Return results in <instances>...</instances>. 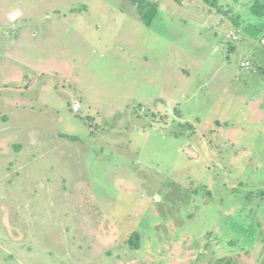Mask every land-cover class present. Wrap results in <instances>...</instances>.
<instances>
[{
	"label": "rangeland",
	"instance_id": "1",
	"mask_svg": "<svg viewBox=\"0 0 264 264\" xmlns=\"http://www.w3.org/2000/svg\"><path fill=\"white\" fill-rule=\"evenodd\" d=\"M137 2L0 0V264H264V16Z\"/></svg>",
	"mask_w": 264,
	"mask_h": 264
},
{
	"label": "trees",
	"instance_id": "2",
	"mask_svg": "<svg viewBox=\"0 0 264 264\" xmlns=\"http://www.w3.org/2000/svg\"><path fill=\"white\" fill-rule=\"evenodd\" d=\"M146 0H138L136 3V7L141 18L142 22L145 26H152L156 20L155 17L158 16V0H153V2H149L146 6L144 5ZM252 13L257 17L264 16V0H255L252 6ZM191 127L190 124H187ZM132 243V242H130Z\"/></svg>",
	"mask_w": 264,
	"mask_h": 264
},
{
	"label": "crops",
	"instance_id": "3",
	"mask_svg": "<svg viewBox=\"0 0 264 264\" xmlns=\"http://www.w3.org/2000/svg\"><path fill=\"white\" fill-rule=\"evenodd\" d=\"M34 21H35V19H33ZM33 21V22H34ZM25 22H27L26 23V25H22L23 26V28L25 29L26 28V26L27 25H31V18L28 16L27 18L25 17ZM7 33H3V35H6ZM8 38V35L5 37V39H7ZM163 94V93H162ZM161 94V95H162ZM164 95V94H163ZM156 101H159V102H166V109H169L170 110V106H172V105H170V102H179V100H177V99H175V98H171V99H164V97L163 98H160V99H158V100H156ZM168 107V108H167ZM171 112H172V110H170ZM182 120H183V118H182ZM197 132V131H196ZM198 133V132H197ZM211 139V138H210ZM211 144L212 143H210L209 144V146L211 147ZM184 148H188V146H186V147H184ZM206 148V147H205ZM207 148H208V145H207ZM183 152H184V149H183ZM188 152L190 153V152H192V153H194V155L196 156V157H194V158H197L198 156H197V152L195 151L194 152V149L193 150H190V147L188 148ZM190 156V155H189ZM191 158V157H190ZM194 158H191V159H194Z\"/></svg>",
	"mask_w": 264,
	"mask_h": 264
},
{
	"label": "built area",
	"instance_id": "4",
	"mask_svg": "<svg viewBox=\"0 0 264 264\" xmlns=\"http://www.w3.org/2000/svg\"><path fill=\"white\" fill-rule=\"evenodd\" d=\"M234 39H235L234 36H233V37H231V36L228 37V41H232V40H234ZM261 43H264V41H261ZM246 66H248V63H246ZM72 108H73V111H74V112H78V111H79V107H78L76 104H74V105L72 106Z\"/></svg>",
	"mask_w": 264,
	"mask_h": 264
},
{
	"label": "water",
	"instance_id": "5",
	"mask_svg": "<svg viewBox=\"0 0 264 264\" xmlns=\"http://www.w3.org/2000/svg\"><path fill=\"white\" fill-rule=\"evenodd\" d=\"M168 108V107H167ZM168 110V112L171 114V115H173V113L169 110V109H167ZM176 119V121H181V122H185V120H182V119H179V118H175ZM189 148V147H188ZM188 148H185V154H186V156H187V158L188 159H190V160H192L190 157H188V155H190V153L188 152ZM195 159V158H194Z\"/></svg>",
	"mask_w": 264,
	"mask_h": 264
},
{
	"label": "flooded vegetation",
	"instance_id": "6",
	"mask_svg": "<svg viewBox=\"0 0 264 264\" xmlns=\"http://www.w3.org/2000/svg\"><path fill=\"white\" fill-rule=\"evenodd\" d=\"M186 146H187V145H186ZM186 146H185V147H186ZM193 149H194V147L191 146V147H190V150H193ZM194 152H195V150H194ZM204 152H205V150H204ZM197 156L199 157V154H197ZM185 157H187L186 154H185ZM188 157L194 158V157H196V156L194 155V153L190 152V156L188 155ZM198 157H197V158H198ZM226 182H227V180H226ZM225 185H227V184H225Z\"/></svg>",
	"mask_w": 264,
	"mask_h": 264
}]
</instances>
